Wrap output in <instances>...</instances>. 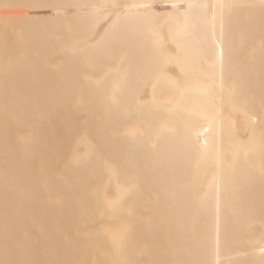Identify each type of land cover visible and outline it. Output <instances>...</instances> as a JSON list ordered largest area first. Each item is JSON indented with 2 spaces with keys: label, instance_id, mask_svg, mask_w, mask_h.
Returning <instances> with one entry per match:
<instances>
[{
  "label": "bare ground",
  "instance_id": "6f19581e",
  "mask_svg": "<svg viewBox=\"0 0 264 264\" xmlns=\"http://www.w3.org/2000/svg\"><path fill=\"white\" fill-rule=\"evenodd\" d=\"M0 264H264V0H0Z\"/></svg>",
  "mask_w": 264,
  "mask_h": 264
}]
</instances>
